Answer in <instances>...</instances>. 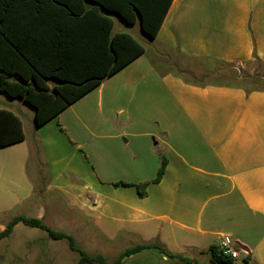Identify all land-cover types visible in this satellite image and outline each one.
<instances>
[{
  "label": "crops",
  "instance_id": "0c3cea01",
  "mask_svg": "<svg viewBox=\"0 0 264 264\" xmlns=\"http://www.w3.org/2000/svg\"><path fill=\"white\" fill-rule=\"evenodd\" d=\"M153 41L156 56L244 65L256 54L264 61V0H173ZM151 59L145 48L41 127L34 113L32 146L23 124L25 141L0 150V216L35 198L44 179L45 192L70 202L82 234L90 214L101 211L112 220L103 235L113 240L112 203L140 226L122 230L143 237L142 244L158 237L170 253L214 264L211 249L220 253L227 241L240 253L225 257L230 264H264V90L191 82ZM162 158L165 174L144 198L134 186H115L151 183ZM10 221L0 222V234ZM144 256L147 264H181L157 249L123 264Z\"/></svg>",
  "mask_w": 264,
  "mask_h": 264
},
{
  "label": "trees",
  "instance_id": "16d2710c",
  "mask_svg": "<svg viewBox=\"0 0 264 264\" xmlns=\"http://www.w3.org/2000/svg\"><path fill=\"white\" fill-rule=\"evenodd\" d=\"M173 0H0V93L19 98L35 112L36 127L57 117L145 54V47L132 35L113 33L116 14L128 25L141 22L143 33L155 40ZM254 60L261 61L256 54ZM221 64V63H219ZM53 84L51 87L50 84ZM202 84V83H201ZM217 84V83H215ZM225 86L246 88L234 81ZM25 141L21 119L9 110L0 109V150ZM167 160L157 177L134 186L139 197L146 196L150 184H159L165 174ZM46 231L54 240L66 239L70 248L79 253V264H123L124 260L145 250L157 249L181 264H201L165 250L158 243H146L125 249L108 263L102 255L91 256L78 246L76 239L56 232L43 219L14 217L0 234V243L8 238L18 224ZM214 264L230 261L211 249Z\"/></svg>",
  "mask_w": 264,
  "mask_h": 264
},
{
  "label": "rangeland",
  "instance_id": "374dc122",
  "mask_svg": "<svg viewBox=\"0 0 264 264\" xmlns=\"http://www.w3.org/2000/svg\"><path fill=\"white\" fill-rule=\"evenodd\" d=\"M110 17L115 22L114 33L132 35L146 48L147 55L160 69L183 74L185 78L196 83L227 84L229 81H234L246 88L264 89V61L253 59L244 65H224L189 60L181 57L179 53L168 54L164 51H161L157 57L158 55L156 56L154 53L155 47H157L156 42L142 33L139 24L130 26L116 15H110ZM168 57L172 60L171 62L175 63V66L170 67L166 64ZM0 109L9 110L19 116L27 136L25 145L32 146L35 133L34 109L21 99H11L3 93H0ZM15 180L19 179L15 177ZM40 182L36 184V197L24 205L2 214L0 222L10 221L16 216L35 219L41 216L44 224L49 228L73 236L81 250L91 256L102 255L108 263L115 261L126 248L143 243V237L129 235L122 230L125 228L136 230L140 226L130 225L126 216L117 214V207L112 203H109L113 212L110 213V216L117 218L115 226L117 228L111 227L112 230L109 231L112 233L114 229L117 231L113 240L109 241L103 235V227H108L112 220L109 217H104L101 211L90 214L89 226L86 228V233L82 234L81 219L72 217L73 209L70 202H67L63 198L64 196L55 190L45 192L47 183L44 179ZM143 227L146 226L143 225ZM154 242L159 244V238L157 237ZM144 258L146 256L135 258L125 264H147ZM79 261V253L70 248L68 240H54L46 231L38 228L32 229L22 223L9 238L0 243V264H79Z\"/></svg>",
  "mask_w": 264,
  "mask_h": 264
},
{
  "label": "built area",
  "instance_id": "2783aa9c",
  "mask_svg": "<svg viewBox=\"0 0 264 264\" xmlns=\"http://www.w3.org/2000/svg\"><path fill=\"white\" fill-rule=\"evenodd\" d=\"M220 253L223 257H227L230 260H237L240 258V253L227 241H224L220 245Z\"/></svg>",
  "mask_w": 264,
  "mask_h": 264
}]
</instances>
